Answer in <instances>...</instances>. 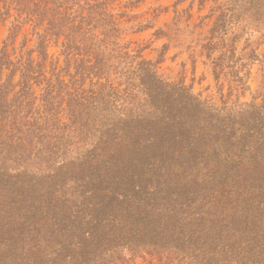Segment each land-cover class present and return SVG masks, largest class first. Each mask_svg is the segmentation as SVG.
Listing matches in <instances>:
<instances>
[{"label": "trees", "instance_id": "16d2710c", "mask_svg": "<svg viewBox=\"0 0 264 264\" xmlns=\"http://www.w3.org/2000/svg\"><path fill=\"white\" fill-rule=\"evenodd\" d=\"M113 1L0 0V27L19 12L0 48V242L36 226V238L53 241L51 259L36 250L40 264H104L118 246L196 264H264V101L236 117L211 114L184 81L163 79L119 45ZM219 9L214 31L240 18L264 35V0ZM28 21L37 45L15 61L10 47ZM61 38L65 65L49 53ZM214 72L219 79L217 59ZM34 84H45L36 94L45 108H36L33 162L14 148L30 140L17 135L28 121L16 104H34Z\"/></svg>", "mask_w": 264, "mask_h": 264}, {"label": "rangeland", "instance_id": "374dc122", "mask_svg": "<svg viewBox=\"0 0 264 264\" xmlns=\"http://www.w3.org/2000/svg\"><path fill=\"white\" fill-rule=\"evenodd\" d=\"M222 0H114L111 10L120 22L122 32L118 38L119 45L127 46V51L140 55V58L156 64L160 77L169 82L184 81L191 87L192 94L203 103V107L210 108L211 114L223 118L229 114L238 116L242 110H248L244 103L264 101V68L258 60L259 54L264 52V35L261 27L252 21L247 23L234 19L230 26L214 31L216 17L220 12L218 6ZM19 12L11 11V17L0 27V48L9 33V28ZM23 13L20 20L25 19ZM229 19V18H228ZM18 22V21H17ZM248 30H254L253 33ZM236 46L235 54L231 51L232 40ZM62 41H52L49 47L50 56L65 65L62 52ZM211 43V44H210ZM112 44L111 42L109 43ZM37 35L34 21L24 24L15 45L10 47L12 59L17 61L22 53L36 48ZM209 45V46H208ZM255 48L256 52H253ZM13 49H15L13 51ZM34 51L33 57L37 58ZM217 59L221 75L217 79L214 67ZM130 63L125 67L124 79L131 76ZM221 67V68H220ZM47 76L51 75L50 64L47 66ZM243 84L240 82V78ZM20 78V72L16 80ZM133 82V81H131ZM45 84H34V104L20 103L21 113L18 118L22 122L28 121L25 129L18 132V136L28 138L26 144L14 148L30 156L29 161H36L39 154L36 148V108H45L41 98L36 100V94L41 96ZM19 87L16 88L18 90ZM63 122H69L65 112L60 113ZM55 122L51 121V124ZM28 130L29 132H25ZM31 152V155L29 154ZM71 149H67L64 156H68ZM31 159V160H30ZM7 163H13L8 161ZM31 164L30 162H26ZM16 238H7L0 242V259L4 264H37L36 250L40 245L46 247V255L51 259L53 241L36 238V226L16 229ZM46 237H49L46 236ZM50 240V239H48ZM160 249V248H159ZM165 249H154L151 246H118L107 253L104 264H196L192 258H182Z\"/></svg>", "mask_w": 264, "mask_h": 264}]
</instances>
